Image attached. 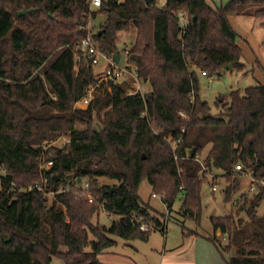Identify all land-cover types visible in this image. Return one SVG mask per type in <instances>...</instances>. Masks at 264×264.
<instances>
[{"label":"trees","instance_id":"1","mask_svg":"<svg viewBox=\"0 0 264 264\" xmlns=\"http://www.w3.org/2000/svg\"><path fill=\"white\" fill-rule=\"evenodd\" d=\"M158 2L110 0L90 12L89 0H0V264H51L54 258L103 264L99 256L116 244L109 235L147 241L151 232H142L135 219L162 228L165 215L142 203L144 181L165 194L170 212L181 198L180 215L200 227L206 174L197 159L210 145L207 173L232 179L241 165L257 188L246 208L249 221L234 213L213 216L215 234L227 236L228 244L217 235L210 240L231 254L227 264H264V215L257 214L264 200V86L233 91L231 102L217 104L223 111L212 116L200 96L199 72L214 76L229 65L245 71L230 18L253 16L264 28V0H230L218 9L206 0ZM23 10L34 11L19 16ZM100 14L106 21L94 39L106 53L120 54L118 33L136 30L129 61L152 90L128 96L122 85L102 84L104 97L83 110L76 105L96 83V73L85 59L76 63L77 45ZM64 136V148L44 151L43 143ZM44 158L53 167L42 173ZM42 174L46 190H18ZM102 178L118 185L101 186ZM85 179L91 204L74 194ZM61 187L72 190L57 193ZM51 192L57 194L50 204ZM226 193L228 198L231 190ZM101 208L120 221L94 224Z\"/></svg>","mask_w":264,"mask_h":264},{"label":"rangeland","instance_id":"2","mask_svg":"<svg viewBox=\"0 0 264 264\" xmlns=\"http://www.w3.org/2000/svg\"><path fill=\"white\" fill-rule=\"evenodd\" d=\"M165 0H159L158 5L162 6ZM213 9H218L226 5L230 0H206ZM106 21L104 15H98L96 19L90 20L88 26V33L95 35L101 29L102 24ZM232 25L238 33V42L243 49V56L241 63L246 66L244 72L238 70L223 69L219 74L214 76L200 77V96L201 99L207 102L211 107L212 116L219 115L222 107H218L220 102L230 103L231 93L233 91H240L244 93L246 89L257 86H264V28L261 21L255 19L253 16H240L231 19ZM137 32L133 28L130 32H119L117 37V45L122 54L121 66L126 65L125 49L131 50L136 41ZM96 73V78L100 73V69H93ZM133 70V68H132ZM132 79L126 77L125 81L118 83L122 85L126 93L130 92ZM142 83L140 85H143ZM146 94L144 89L139 91ZM104 89L97 90L95 99L104 97ZM93 100V101H94ZM78 108V107H76ZM82 109V108H80ZM83 109V110H87ZM107 111L101 112V115ZM94 127L102 129L103 124L97 117L94 120ZM155 132H160V129L154 127ZM69 143V139L64 136L53 142L43 143L44 151H51L53 148H64ZM174 147L175 144H173ZM173 147V148H174ZM211 149V145L204 151L202 157L198 159L204 164V158L207 156ZM145 157V156H144ZM53 167L52 162H46L45 158L42 160L40 172L51 170ZM239 172V171H237ZM3 171L0 172V174ZM209 173V174H208ZM205 172L206 177L203 178L202 183V206L203 213L201 218V225L197 227L194 221H185L180 215L181 198H178L174 204L171 212L168 214V207L163 203L160 197L153 198V193L162 195L163 192H155L148 183L144 181L139 188V197L144 205L149 206L152 211L168 216V223L166 235L163 232V227H155L151 232L147 241L131 240L127 241L122 238L111 236L109 238L116 244L109 248L105 253L102 261L106 264H176L177 262H198L199 264H227L230 257L225 252H220L216 245L210 240L215 235L218 236L223 246L228 244L227 236L215 234L212 227L211 217H226L235 214L237 220L249 221L246 208L253 199L257 188L253 187V181L249 173L242 172L234 173L232 179H227L221 171H214L212 173ZM41 180L28 188H18L19 191H29L42 188V191L47 189V181L40 175ZM100 185H107L114 189L118 185L117 181L102 178L99 180ZM89 184V192L85 191L86 185ZM18 187V186H17ZM217 187V191L213 192L212 188ZM230 189L231 193L227 198V190ZM70 187H61L59 193L71 191ZM52 193V192H51ZM48 194L50 201L55 198L52 194ZM74 194L80 198L87 199L90 193L89 179L81 181V186L74 189ZM95 200V199H94ZM95 202V201H94ZM90 203V202H89ZM91 204V203H90ZM257 214L264 215V200L260 203ZM118 215H108L103 208L94 219V224L100 226L110 227L114 222H119ZM189 233L198 234L195 237H188ZM90 240L93 241L94 237L91 236ZM63 250H66L63 248ZM88 251L92 247L87 248ZM164 255L168 258L164 259ZM51 264H65L61 259L54 258Z\"/></svg>","mask_w":264,"mask_h":264},{"label":"built area","instance_id":"3","mask_svg":"<svg viewBox=\"0 0 264 264\" xmlns=\"http://www.w3.org/2000/svg\"><path fill=\"white\" fill-rule=\"evenodd\" d=\"M106 1H110V0H89L90 12H94L95 10L101 8L103 3ZM113 1H116L117 3H122L124 0H113ZM184 15L185 14L181 15L179 18L182 27H186L187 25V22L184 19ZM77 51H78V55L76 57L77 64L80 63L83 59H85L90 66H92L94 69L98 68L101 71L98 74V77L96 78V83L88 88L85 96L77 103L76 107L82 109L88 108L93 102L96 92L101 88L102 84H106V85L118 84L122 81H125L126 77H130L132 79L130 92L127 93V95L129 96L140 93L139 87L141 82L139 80L134 64L130 63L129 61L130 56L128 49L124 51L126 65L121 66L122 54L120 53L121 59L120 62L117 63L115 60V55L102 51L98 43L95 41L94 35L91 34V32H89L88 35L78 43ZM132 67H134V70H132ZM201 74L202 76L208 77V74L206 72H201ZM181 116L183 118L186 117V115L183 113H181ZM183 132H185V130H183ZM175 160L178 161V156L176 155H175ZM197 160L202 164V162L199 159ZM202 166H203V172H206L207 169L205 168L204 164H202ZM242 170L243 169L241 165L236 166V171L240 172ZM249 175L252 178V175L251 174ZM37 189L42 191V188L40 187H37ZM85 191L89 192V184L86 185ZM212 191L216 192L217 187H213ZM59 192L60 191H58L57 193ZM57 193L52 192L51 194L55 196ZM152 197L153 198L160 197L163 201L165 194L162 195L153 194ZM87 199L90 203H94L95 201L94 198H92L90 195ZM169 213L170 211H168V214ZM135 221L140 225V230L144 233L152 232L153 229L155 228L154 226L146 225L137 219H135ZM167 223H168V216L163 221V232L165 235H166Z\"/></svg>","mask_w":264,"mask_h":264},{"label":"crops","instance_id":"4","mask_svg":"<svg viewBox=\"0 0 264 264\" xmlns=\"http://www.w3.org/2000/svg\"><path fill=\"white\" fill-rule=\"evenodd\" d=\"M166 1V0H165ZM165 1L163 2V4H162V6H164V4H165ZM162 6H160V7H162ZM231 19L232 18H230V22H231ZM231 24H232V22H231ZM233 26V25H232ZM234 27V26H233ZM235 29V28H234ZM126 50V49H125ZM122 59H123V57H122ZM122 62V61H121ZM133 68V70H134V67H132ZM142 88L144 89V91H145V93H149V92H151V86H150V84L149 83H145V84H143V85H140V87H139V91L140 90H142ZM219 235V234H218ZM188 237H195V235H187ZM104 257V254H102V255H100L99 256V260L103 263V264H106L105 262L106 261H102V258ZM164 259H166V258H168V255H164ZM172 264H174V263H172ZM176 264H199L198 262H177ZM223 264H225V263H223Z\"/></svg>","mask_w":264,"mask_h":264},{"label":"water","instance_id":"5","mask_svg":"<svg viewBox=\"0 0 264 264\" xmlns=\"http://www.w3.org/2000/svg\"><path fill=\"white\" fill-rule=\"evenodd\" d=\"M33 11H34V10H23V11H20V12L18 13V15H19V16H24V15H27L28 13H30V12H33ZM120 59H121V54H116V55H115V60H116L117 63L120 62ZM226 69L232 71V70H233V67H232L231 65H229V66L226 67ZM195 153H196V149H195V148L189 150V151H188V156H189V158H193L194 155H195ZM218 234L221 235V232L218 231Z\"/></svg>","mask_w":264,"mask_h":264}]
</instances>
